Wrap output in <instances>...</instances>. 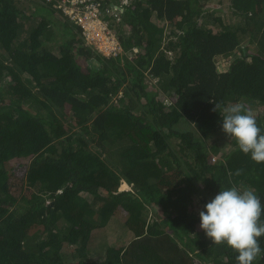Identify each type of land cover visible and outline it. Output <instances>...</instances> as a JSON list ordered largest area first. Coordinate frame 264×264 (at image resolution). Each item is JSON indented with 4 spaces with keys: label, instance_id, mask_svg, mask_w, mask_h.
Masks as SVG:
<instances>
[{
    "label": "trees",
    "instance_id": "trees-1",
    "mask_svg": "<svg viewBox=\"0 0 264 264\" xmlns=\"http://www.w3.org/2000/svg\"><path fill=\"white\" fill-rule=\"evenodd\" d=\"M108 1L111 55L52 0H0V264H238L193 196L264 205V162L220 127L240 103L264 133V0H229L227 19L208 0ZM120 208L128 240L94 241Z\"/></svg>",
    "mask_w": 264,
    "mask_h": 264
},
{
    "label": "clouds",
    "instance_id": "clouds-1",
    "mask_svg": "<svg viewBox=\"0 0 264 264\" xmlns=\"http://www.w3.org/2000/svg\"><path fill=\"white\" fill-rule=\"evenodd\" d=\"M110 3L121 7V15L124 8L112 1L105 2ZM109 20L116 23L117 19ZM222 113L220 127L223 133L233 138L239 150L253 161L264 162V133L256 118L240 103L222 108ZM262 213L264 205L253 190L231 186L219 189L204 204L199 212L200 228L212 243L225 244L237 252L238 264H253L264 251L258 241L264 235V223L259 222Z\"/></svg>",
    "mask_w": 264,
    "mask_h": 264
},
{
    "label": "built area",
    "instance_id": "built-area-1",
    "mask_svg": "<svg viewBox=\"0 0 264 264\" xmlns=\"http://www.w3.org/2000/svg\"><path fill=\"white\" fill-rule=\"evenodd\" d=\"M57 6L83 28L88 43L105 55L118 54L122 47L109 18L120 19L121 7L96 0H59Z\"/></svg>",
    "mask_w": 264,
    "mask_h": 264
},
{
    "label": "rangeland",
    "instance_id": "rangeland-1",
    "mask_svg": "<svg viewBox=\"0 0 264 264\" xmlns=\"http://www.w3.org/2000/svg\"><path fill=\"white\" fill-rule=\"evenodd\" d=\"M55 2V5L57 6L59 0H52ZM31 5V3L29 4ZM208 5L211 7V10L215 11L217 14L219 13L220 15H222L224 18H228L227 15V10L229 9V6H230V1L229 0H208L205 4V6ZM116 23H119L118 20H116ZM113 24V22H112ZM115 26V24H114ZM116 28V26H115ZM169 28V27H167ZM216 29V27H215ZM117 35V33H116ZM118 36V35H117ZM242 45L244 44H248L249 45V48L251 50H255L256 49V45L254 44V42H249V38H245L244 40H242ZM87 42V41H86ZM249 42V43H248ZM131 57V55H130ZM233 59V57L231 58H228L226 60L224 59H221L219 61V67L221 69H225L227 68L228 66V61H231ZM155 81V80H154ZM218 157V155H216ZM122 187L123 188H126L128 187V185L126 183H123L122 184ZM194 197V203H193V210L195 211H200L203 209V206L205 204L204 201H202V198L203 197H206V192L203 191L199 194H196ZM128 215V211L120 208V210H118V212L115 214V216H113L112 220H111V223L109 224V229L107 231H109L107 233V231H103L102 229H99V230H96L97 232V237L95 238L94 241H98V242H101L103 241V239H107L109 241H115V240H119L120 242H123V241H127L128 240V237L129 235H127V232L128 230L126 228H124V218ZM96 235V234H95ZM95 246V245H94ZM97 247V248H96ZM66 248V247H65ZM96 249L98 250V246H95V252L94 253V257L97 259V260H101L103 258H100V256L98 255V251H96ZM64 253H67V256H64V258L67 260L68 259H72L70 257H73V249L71 250V248H68V249H65V252Z\"/></svg>",
    "mask_w": 264,
    "mask_h": 264
}]
</instances>
